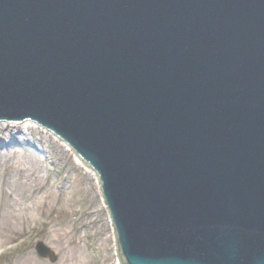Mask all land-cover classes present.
Masks as SVG:
<instances>
[{
	"label": "water",
	"instance_id": "1",
	"mask_svg": "<svg viewBox=\"0 0 264 264\" xmlns=\"http://www.w3.org/2000/svg\"><path fill=\"white\" fill-rule=\"evenodd\" d=\"M0 119L92 165L129 264H264V0H0Z\"/></svg>",
	"mask_w": 264,
	"mask_h": 264
},
{
	"label": "rangeland",
	"instance_id": "2",
	"mask_svg": "<svg viewBox=\"0 0 264 264\" xmlns=\"http://www.w3.org/2000/svg\"><path fill=\"white\" fill-rule=\"evenodd\" d=\"M52 151L57 152L56 150ZM11 158L12 156L0 158V176L5 172H9L11 176L9 185L10 195L3 197L0 194V246L14 239V237L19 234L21 226L24 223L23 221L26 220L29 223L38 218L41 208L39 207L38 210V207L36 205L34 206V201L37 200L41 206L44 199V197H36L34 199L30 193L36 184L39 186L44 184L46 167L43 166L41 170L35 173L38 177L37 179H40L38 183V181L35 182L31 170L26 169L24 172H16L13 168H25L22 167L19 162L16 163L14 160L16 157L13 158V161H10ZM26 160L35 161L36 159ZM37 160L43 164L42 158H38ZM73 164L70 168L72 171L71 173H63V177L70 180L69 189L64 194L62 206H60L55 216V218L57 217V219H54L56 222L51 221L53 224L50 230L41 236L43 239L42 241L51 247L59 257V261L55 264H95L94 256L96 254L104 259V264H115L113 253H111L113 242L109 231L106 236V228L103 227V230L100 229V227L94 225V220L91 219L92 216L90 213L96 209V205L92 203V198L96 195V187L92 195H88L85 182L83 181L85 174L76 167L77 165L75 166V164ZM25 165L28 167L27 164ZM24 180H29V182L24 183ZM21 183L24 185L22 186L23 188L20 187ZM48 191L53 194L51 200H49L52 206L57 194L56 191L51 188ZM82 199L87 200L86 207H83ZM20 203L23 204V207L29 208L30 211L28 214L16 212V208L18 209ZM82 209L91 211L89 213L90 215L84 218L83 225H85V229L82 230V241H79V235L74 234L71 228V222L75 219L76 214L78 217ZM35 210H38V212H35ZM17 223L18 225L15 227ZM105 237L108 238V247L103 248L101 241H103L102 239ZM87 242H90L94 247V250L90 251V253L87 252ZM84 243H86V245ZM16 259V264H51L49 261L42 262L37 259L34 253L29 251V249L16 257L15 260Z\"/></svg>",
	"mask_w": 264,
	"mask_h": 264
},
{
	"label": "bare ground",
	"instance_id": "3",
	"mask_svg": "<svg viewBox=\"0 0 264 264\" xmlns=\"http://www.w3.org/2000/svg\"><path fill=\"white\" fill-rule=\"evenodd\" d=\"M17 129H19V128H17ZM10 132V130H8V133ZM30 133H32V134H34V131H32V130H30L29 131ZM9 139H5V140H7L8 142H10V143H15L16 142V138H15V136H14V134L13 133H9ZM20 135H21V137L22 138H20V139H25V141L28 143V145L30 144L29 143V137H27V134H24V133H20ZM4 144L5 143H2V144H0V147H4ZM63 148H65V147H63ZM65 151L66 152H68V154L69 155H72L66 148H65ZM25 159L21 156V158H19V164L22 166V167H24L25 169H20V168H17L16 169V172H24V171H26V169L27 170H31L33 173H35V165L34 164H32V162H29V161H24ZM75 161H76V163L78 164V165H80L79 164V162H78V160L75 158ZM25 164H27L28 165V167L25 165ZM37 170V169H36ZM87 175H89L88 177H87V182H86V184L89 182V181H91L90 179L91 178H94L95 179V177H94V175H93V173H91V172H87ZM95 181V180H94ZM28 183L29 182V180H24V183ZM20 187L21 188H23L22 187V184L20 185ZM34 203H35V205L36 204H38V201H34ZM30 210H29V208H26V207H23V204L22 203H20L19 204V207H18V209L16 208V212L17 213H21V214H28V212H29Z\"/></svg>",
	"mask_w": 264,
	"mask_h": 264
}]
</instances>
